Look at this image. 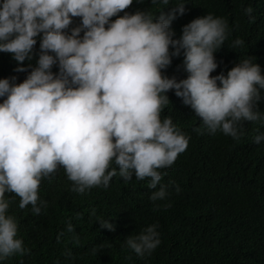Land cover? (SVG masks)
<instances>
[{
    "label": "clouds",
    "instance_id": "9594fccd",
    "mask_svg": "<svg viewBox=\"0 0 264 264\" xmlns=\"http://www.w3.org/2000/svg\"><path fill=\"white\" fill-rule=\"evenodd\" d=\"M131 3L0 0V52L11 54L16 71H24L20 62L32 60L39 35L35 66L26 77L19 83L14 76L0 78V261L27 251L16 221L6 215L5 193H14L20 208L30 204L38 214L39 182L58 167L77 193L106 187L117 174L124 180L148 178L147 187L156 188L162 176L157 169L170 166L188 143L170 117L160 118L169 103L167 91L194 111L200 131L208 134L220 131L238 139L242 121L264 119L255 110L264 75L251 58L209 75L217 68L213 53L227 35L223 18L211 13L193 18L173 39L170 24L183 13L182 0L167 14L138 10L117 16ZM73 17L80 18L79 25L62 31ZM241 43L233 41L234 46ZM181 55L186 77L162 74L171 58ZM261 141L264 133L253 137L254 143ZM166 195L161 184L149 199ZM98 224L113 227L108 220ZM67 227L71 232V224ZM156 228L150 224L128 235L125 245L139 257L150 254L160 243Z\"/></svg>",
    "mask_w": 264,
    "mask_h": 264
},
{
    "label": "trees",
    "instance_id": "16d2710c",
    "mask_svg": "<svg viewBox=\"0 0 264 264\" xmlns=\"http://www.w3.org/2000/svg\"><path fill=\"white\" fill-rule=\"evenodd\" d=\"M177 2L132 0L117 16L138 10L167 14ZM182 2L183 13L175 15L170 24L173 39L179 38L184 24L208 13L226 22V39L213 53L217 68L210 76L226 73L245 57L257 63L264 75V0ZM246 7L251 8L250 13H245ZM79 23L80 18L73 17L62 31ZM35 39L32 60L20 62L24 71H16L17 62L10 53L0 52V78L14 76L19 83L26 77L39 51V35ZM237 39L242 43L234 46ZM181 61L182 55L172 57L162 74L185 78ZM57 70L53 65L51 71ZM166 95L169 103L162 107L160 118L170 117L188 136V143L170 166L157 169L162 176L156 188L147 187L148 178L137 180L133 175L124 180L117 174L106 187L77 193L58 167L39 182L38 214L30 204L20 208L14 193H5L6 215L16 221L17 236L27 251L14 253L0 264H264V141L253 142L255 135L264 133V119L242 121L238 139L220 131L208 134L200 131L199 117L172 90ZM260 95L255 110L264 116V90ZM110 167L118 172V166ZM161 184L167 195L151 201L150 194ZM102 220H108L112 230L101 228L98 221ZM150 224L157 225L160 243L150 254L139 257L124 240Z\"/></svg>",
    "mask_w": 264,
    "mask_h": 264
}]
</instances>
